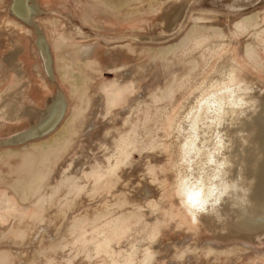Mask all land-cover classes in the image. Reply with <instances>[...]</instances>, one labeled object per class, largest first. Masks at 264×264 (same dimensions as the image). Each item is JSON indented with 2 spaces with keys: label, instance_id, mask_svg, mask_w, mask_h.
<instances>
[{
  "label": "rangeland",
  "instance_id": "rangeland-1",
  "mask_svg": "<svg viewBox=\"0 0 264 264\" xmlns=\"http://www.w3.org/2000/svg\"><path fill=\"white\" fill-rule=\"evenodd\" d=\"M44 1L60 12L41 22L71 109L55 134L0 152V264H141L151 239L161 247L152 246L148 264H264L261 243L258 251L204 249L203 228L190 242L196 251L188 250L181 226L191 224L173 193V133L186 120L179 112L217 49H237L264 101V2L194 20V0ZM8 6L0 0V14ZM80 27L98 35L83 49L67 34ZM89 44L99 46L86 52ZM36 78L44 98L54 93L55 85ZM121 146L131 150L123 159Z\"/></svg>",
  "mask_w": 264,
  "mask_h": 264
},
{
  "label": "water",
  "instance_id": "water-1",
  "mask_svg": "<svg viewBox=\"0 0 264 264\" xmlns=\"http://www.w3.org/2000/svg\"><path fill=\"white\" fill-rule=\"evenodd\" d=\"M196 1L197 0H194L193 2L195 3L194 11H190L194 20H202L203 18H207L205 16L208 14L215 16V14H223L226 11L233 14H235L234 12L242 14L247 10L253 9L252 6L264 2V0ZM184 5L185 3L181 2L179 8ZM246 6L248 7L246 8ZM188 8L190 9V6ZM219 9L224 11H219ZM57 13L60 12L47 8L44 0H9L7 12L3 13L5 16L0 14V21L2 23L0 30L14 29L17 32H22L23 30H30L33 32L35 35V48L38 59L37 70L33 72L34 76L27 82L26 65L23 67L22 63H20L21 59L23 60L21 56V49L23 48L21 46L19 49H15L14 46L16 43H13L7 51L9 54L5 58L4 56L2 58L4 68L8 67L18 76L16 79L18 84L12 87L3 86V92H0V95L2 93V101L0 102V152H3L5 149L21 147L31 142L50 137L59 130L69 114L71 101L64 88L60 86L54 50L55 46L49 39L47 31L41 22L44 18L60 15ZM177 15L179 16L180 12L177 13ZM93 33L94 32L90 33L88 29L81 27L76 31L71 28L67 32V34L71 36V40H68L75 41V43L82 45L81 49H83V44L86 42L95 40L90 39L91 37L98 36ZM220 34H223V32L220 31ZM224 45L227 44H219L218 46L222 47ZM96 46L98 47L99 44H89L87 47L90 48L85 50L87 52V50ZM236 50V48L230 46L216 50L215 64H213L214 62L212 63L208 71V76L203 81V83L205 82L204 84L212 81V72L219 69V64H221L225 58H229L231 61L234 59L236 63V74L238 77L248 82L254 90L256 89L253 84L254 82L244 74V71L248 70L250 66L243 64L241 62L242 60L240 61L239 53ZM13 58H15L16 61L19 59V69L13 67L15 64ZM211 62L212 60L210 63ZM207 66L208 64L205 66L204 71ZM36 73L42 75L48 85L56 86L52 95L47 93L48 95L44 98V96H42L44 88H39L37 90ZM2 79H4V85L9 83L7 82L8 78L5 79V77H0V80ZM201 86H198L195 91L200 89ZM212 89L214 88L209 87L207 92ZM258 94L259 93L255 90L254 97L259 101V111L255 115H252L251 119H246L240 122L238 126H234L231 129V134L234 137V141L231 142V153L235 166L232 170L233 177H235L238 168L243 166L245 176L247 180L251 182V203L245 210L247 222L243 223L241 220L240 211L232 210L228 205L223 207V216L221 220L218 221L215 217L211 218L208 216L207 221L210 219L208 224H205L201 219L196 222L189 219L190 217L187 216L183 210L184 215L191 225L190 227L184 226V228L181 226V229L187 231L186 235H184L181 240L188 242H192L193 240L194 242L198 237V231L203 228L208 231L206 238L203 237L204 243L205 241L209 242V240H213L216 243H221V246L219 245L220 248L224 247L226 244H237L236 246L240 245L244 248L251 245L255 249H258L255 247L256 244L261 243L262 245H260V247L264 246V101H262L260 96H257ZM37 98H41V100L44 99V104L37 105ZM178 119L175 121H178ZM175 144L178 150V157L175 160L176 165L181 157V153L177 142ZM248 213L251 215L247 216ZM209 225L214 228L213 231L209 229ZM188 235L189 238L184 239V237ZM97 245L99 244H96V248ZM105 248L110 252H107L108 254H112L114 252L113 250H115L110 247ZM191 255H195V252ZM209 256H216L218 259L215 253Z\"/></svg>",
  "mask_w": 264,
  "mask_h": 264
},
{
  "label": "clouds",
  "instance_id": "clouds-1",
  "mask_svg": "<svg viewBox=\"0 0 264 264\" xmlns=\"http://www.w3.org/2000/svg\"><path fill=\"white\" fill-rule=\"evenodd\" d=\"M254 89L234 71L224 74L214 93L206 101L214 123L219 128L234 127L251 119L259 111ZM243 143V141H242ZM230 145L220 141V147L207 155L202 164L182 153L173 168V193L185 214L198 221L202 216L222 219L223 207L243 211L250 206L251 187L244 167H235L225 155Z\"/></svg>",
  "mask_w": 264,
  "mask_h": 264
},
{
  "label": "bare ground",
  "instance_id": "bare-ground-1",
  "mask_svg": "<svg viewBox=\"0 0 264 264\" xmlns=\"http://www.w3.org/2000/svg\"><path fill=\"white\" fill-rule=\"evenodd\" d=\"M264 12V11H263ZM263 15V14H262ZM259 16V20H261L262 18H264V16ZM259 23V21L257 20V24ZM257 26V25H255ZM256 33H259V31H257ZM217 34V33H216ZM203 40V39H202ZM201 41V40H200ZM199 41V43H200ZM204 41V40H203ZM202 41V42H203ZM201 42V43H202ZM193 43V42H192ZM197 43V41L195 42ZM254 44V42L251 43V46ZM193 45V44H192ZM196 45V44H194ZM193 45V46H194ZM186 46V45H185ZM188 46V45H187ZM186 46V47H187ZM249 46H247L246 48L248 49ZM184 48V47H183ZM182 48V49H183ZM189 48V46H188ZM186 50V49H185ZM180 51H181V48H180ZM251 51H252V47H251ZM250 51V52H251ZM179 52V51H177ZM190 54V53H189ZM193 55V54H192ZM186 56V55H185ZM196 59V58H195ZM228 59V60H227ZM198 60V59H197ZM204 60V59H203ZM200 64H201V61H200ZM209 64V63H208ZM195 65V64H194ZM192 65V66H194ZM201 66V65H200ZM199 67V66H198ZM202 67V66H201ZM197 69V68H196ZM195 69V70H196ZM199 70H200V67H199ZM190 71V70H189ZM228 71H234L236 73L237 71V67H236V63L234 61V59H232V61L229 59V58H225L221 64H219V69L212 72V81H209L207 82L206 84L203 83V85L200 87V89H197L194 94L188 99V101H186V103L183 105V108L180 112V116H182L183 118L181 119H186L182 124L181 127H183L182 131H176L173 133V138H175V143L177 142L178 146H179V149H180V153L182 155V153H186L189 155V158L193 159L194 161H196L197 165L199 164H202L203 163V160L204 158L213 153L214 151H216L219 147H220V141H223L225 144H228L230 145V150L228 152L225 153V155L228 157L229 160L232 161V163L234 162L233 161V155L231 153V149H232V145H231V142L234 141V137L232 136L231 134V129L232 127H228V126H225L224 128H219L217 127L214 123H212V120H213V116H212V112H211V109H210V106L209 104L206 102L208 101V98L211 97V95L214 93L215 91V88L216 86L220 83V81L222 80L223 76L225 73H227ZM196 72V71H195ZM190 73V72H189ZM187 73V74H189ZM192 74V73H191ZM190 74V75H191ZM189 75V77H190ZM188 76V75H187ZM172 77V76H171ZM192 77V76H191ZM190 77V78H191ZM181 78V77H180ZM185 79V78H184ZM175 80V78H174ZM179 80V79H178ZM177 80V82H178ZM170 82V81H168ZM248 83V82H247ZM165 84V83H164ZM171 84V83H170ZM174 84H177V83H174ZM249 84V83H248ZM168 85V84H167ZM171 86H173L171 84ZM123 87V86H122ZM166 87V86H165ZM165 87H163L165 89ZM169 87V86H167ZM211 87V88H214L210 91L207 92V89ZM162 88V90H163ZM170 88V87H169ZM172 88V87H171ZM171 88L169 90H171ZM174 88V87H173ZM168 91V88H166ZM111 90V89H110ZM112 91V90H111ZM161 92V90H160ZM172 92V91H171ZM207 92V93H206ZM112 93H114L112 91ZM111 93V94H112ZM181 94V92H180ZM159 95V94H157ZM97 96V95H96ZM142 97V96H141ZM158 97V96H157ZM162 98V96H161ZM161 98L159 99V101L161 100ZM164 98V97H163ZM156 99V97L154 98ZM153 99V100H154ZM109 100V99H108ZM157 100V99H156ZM167 100V99H166ZM155 101V100H154ZM173 101V100H172ZM195 107V110L193 111V107ZM130 107V106H129ZM131 108V107H130ZM126 110V109H125ZM127 112V111H125ZM124 113V111H123ZM182 113V114H181ZM191 116H193L192 120L190 119ZM100 120V119H99ZM111 120V119H110ZM89 121V120H88ZM105 121V120H104ZM152 121V120H151ZM101 122V121H100ZM149 122V121H148ZM108 123V122H107ZM153 123V121H152ZM149 128V127H148ZM102 132V131H101ZM100 132V133H101ZM83 134V133H82ZM106 135V134H104ZM88 136V135H87ZM104 137V136H103ZM151 137V136H149ZM148 137V138H149ZM101 142V140H99ZM103 141V139H102ZM95 142V141H94ZM97 143V141H96ZM93 144V143H92ZM100 145V144H99ZM96 146V145H95ZM104 146V145H102ZM89 147V145L87 146V148ZM122 148H124L123 146H121ZM103 149V148H102ZM89 150V149H88ZM101 149L98 150V152H100ZM131 150L130 149H127L124 148L122 151H120V158H126L127 155L129 154ZM92 154V152H91ZM90 157V156H89ZM85 160L86 157H85ZM118 162V160H117ZM87 166V165H86ZM156 171V170H155ZM104 186H105V182H104ZM149 192V191H148ZM147 193V191H146ZM112 205V204H111ZM246 209H244L243 211H240L241 213V220L243 221V223H246L247 220H246V212H245ZM127 215V214H126ZM124 215V216H126ZM248 215H251V214H247ZM211 218H213V216H210ZM127 218V217H126ZM207 218L208 216H202L199 218V220H203V222L205 224H208V221L210 219H208L207 221ZM192 220V218H189ZM121 220V219H120ZM119 220V221H120ZM196 222V221H195ZM212 225V224H211ZM209 225V229H211L213 231L214 228H212V226ZM149 238V237H148ZM189 238V235L188 236H185L184 239H188ZM181 244H183V242H179ZM186 243V242H185ZM147 247H146V252L145 254L148 252L150 253L149 255L146 254L144 255V257L142 258V262L141 264H148L149 260H151L154 256V254H152V246L155 245L157 247H161V243L157 242L156 240H150L148 241L147 243ZM205 244H208V245H204L202 246L204 249H207L210 247V250L212 251H216V250H219L221 249L219 247V245L221 246V243H216L215 241L213 240H209V242L205 241ZM217 244V245H215ZM246 244V243H245ZM178 245V244H177ZM195 244H192V243H188V250H192V251H196V247L193 248ZM112 245L110 244V247ZM183 246V245H181ZM218 246V247H216ZM186 247V246H185ZM184 248V247H183ZM246 250H256L258 251V249H255L253 248V246L251 245H248L245 247ZM136 249V248H135ZM222 249H225V248H222ZM131 250H134V249H131ZM232 252V251H230ZM177 253V252H176ZM209 255V254H207ZM178 256V255H177ZM147 257V258H146ZM146 259V260H145ZM124 260L126 262H131L133 261L134 259H130V258H127L125 257ZM124 261V262H125Z\"/></svg>",
  "mask_w": 264,
  "mask_h": 264
},
{
  "label": "crops",
  "instance_id": "crops-1",
  "mask_svg": "<svg viewBox=\"0 0 264 264\" xmlns=\"http://www.w3.org/2000/svg\"><path fill=\"white\" fill-rule=\"evenodd\" d=\"M16 43L14 46L15 49H19L20 46L23 48L21 49V59L22 66L26 65V73H27V82H29L30 78L34 76L33 72L37 70V55H36V48H35V35L30 30L17 32L14 29H1L0 30V77L8 78L7 85H4V79L0 80V92H3V86H17V78L18 76L15 75L13 70L9 69L8 67L3 66L2 58H4L9 54L7 52L9 47ZM14 49V50H15ZM4 52H7L3 54ZM15 64L13 67L19 69V59L17 61L13 58ZM31 74V77H30ZM2 82V83H1ZM25 83V82H24ZM2 95V93H1ZM0 95V102L2 101V96Z\"/></svg>",
  "mask_w": 264,
  "mask_h": 264
}]
</instances>
